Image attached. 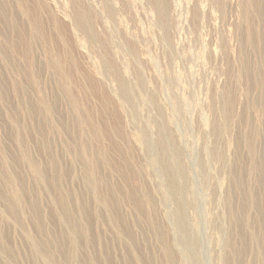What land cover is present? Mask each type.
I'll use <instances>...</instances> for the list:
<instances>
[{
	"label": "rangeland",
	"instance_id": "1",
	"mask_svg": "<svg viewBox=\"0 0 264 264\" xmlns=\"http://www.w3.org/2000/svg\"><path fill=\"white\" fill-rule=\"evenodd\" d=\"M30 1L0 0V12L2 13H0V28L2 26L0 29V33H2V35L0 34V71L3 69V73L0 72V98H2L0 99V173L2 174L0 176V246L2 245L0 248V264H30L31 262V264H67V262L68 264H88V261L89 264H92L91 262L104 264V259L106 260V258L103 255L105 252H99V249L105 248L100 244V237H103L102 243L107 241L108 245L111 246V251L114 252L112 261L116 262L114 264H142L140 257L138 258L134 254L136 251L139 255V252L141 253L140 250H144L147 253V257L151 258L149 259V264H170L165 259L163 250V246L169 245L175 249L177 254L182 252L180 254L184 258L183 264H194L191 250L181 241L182 236L176 225L177 219L175 220L174 216L176 203L171 189L164 180L166 176L165 169L163 165L160 166L157 163L155 167V165H152V160H149L154 159L152 156L156 155L158 149H155L152 142V146H149L151 148L148 150L139 135L141 131H144L150 139L157 141L160 128H166V135L170 141L174 139L180 141L179 146L183 153L184 165L186 164L185 188L187 190L185 198L188 209L185 207V210L192 217L193 232L197 240L198 257L195 260V264H225V262L226 264H254L255 261V264H264V250H262L264 249V215L261 212H264V202H262L264 201V172L261 173L257 170L259 159H263L262 162H264V0H256L261 6L260 14L256 10V6H254L256 5L254 0H165L167 3L165 5L168 7L170 14L166 17L168 18L167 20H163L159 16L153 0ZM114 3H116V6ZM66 9L69 10L66 11ZM80 11H86L89 16L91 31L94 34L93 36H95L94 39H89L74 19V16L81 13ZM60 13L64 15L62 16ZM212 13H214V16ZM118 18L120 19L118 20ZM174 28L177 30L175 31ZM26 34H28V38L25 36ZM212 37L215 38L212 39ZM154 41L157 42L155 43ZM127 51L130 53H127ZM133 61L135 63L132 65ZM245 69L249 72H246ZM241 71H245L244 74ZM244 76L245 78L243 79ZM99 78L101 81H99ZM4 85L8 87L5 88ZM13 85L17 86V88H14ZM124 85L127 89H130V92L132 90L133 93H131V99L128 101L124 100L121 94ZM154 93L160 94L155 95ZM228 95H231L230 99L227 98ZM143 97L145 100H143ZM227 101H230V106ZM31 104L36 107H31ZM51 105H55L54 110L56 112L54 114L57 118L51 115L50 110H48ZM119 107L122 108L120 109ZM125 109L127 110L125 111ZM168 115L172 116L169 117ZM62 117L63 119L65 118V121L61 119ZM31 119L33 120L31 121ZM59 122L63 127L59 125ZM86 122L89 125L91 124L93 130L88 128ZM237 122L239 123L237 124ZM102 124L103 127H101ZM115 124L117 125L115 126ZM217 127H223L222 132L215 130ZM67 135L68 138L66 137ZM233 135L235 136L233 137ZM134 139L135 141H133ZM237 139L239 140L237 141ZM136 145L140 146V151ZM21 146L28 148L32 163L40 166L39 174L33 172L32 167L28 163L20 161ZM235 146L238 148L234 149ZM242 146L243 148H241ZM48 147L49 149H47ZM78 149H81V152ZM215 149L220 153V159L223 157L221 162L218 161L220 159L214 154ZM53 155L54 157H52ZM55 158L57 161H55ZM99 160L102 164H100ZM8 163L10 164L8 165ZM54 165L59 166L56 167ZM242 166L243 168L245 167L244 170ZM233 167L236 171L234 170L235 173L232 174ZM117 171H120V173ZM54 173L58 174V176ZM14 174L18 176V179H15ZM21 179L26 183L27 198L36 201L40 198L38 205H34V207L32 205L31 207L30 203H27L28 199L27 201H20L17 198V192H21V187L18 183ZM98 179L101 181H99L100 183L95 182ZM256 179L261 185L256 182ZM50 181H53L52 183L54 184L56 183V189L61 188L64 205H60L55 201L58 191L53 189L54 193L50 190L48 184ZM158 183L162 185L165 191L164 198L158 195ZM231 183L233 184L232 186ZM31 185L32 188H30ZM35 187L37 188L35 189ZM256 190L258 191L257 193ZM146 192L153 196L152 200L154 201H146ZM53 194L54 197L52 196ZM75 195L81 198L79 197L78 201H76ZM29 196L32 197L30 198ZM138 196L141 200L142 210L145 211L143 213L144 216L139 215L134 208V206L136 207L134 202L138 199L136 198ZM165 197L167 198L165 199ZM220 197L222 198L221 200ZM259 198L261 200H258ZM253 203L257 204L254 205ZM75 204L76 207L74 206ZM110 206L113 207L111 208ZM80 208L87 209L88 213H83ZM4 210L7 211L5 212ZM61 212H63L65 217ZM121 212L123 216H121ZM234 212L238 214L236 215ZM241 212L244 213L242 214ZM38 215H40L41 220L37 219ZM86 217L90 220H87ZM119 217H122L128 223L131 222L135 237L139 243L140 241L142 242L139 244L141 248L140 246H138L139 248L137 247L138 249L134 248L131 244L132 235L122 234L121 236V227L116 222L122 220ZM16 220L19 222L18 224ZM237 220L239 222L242 221L239 223ZM34 223H36L35 226ZM38 224L40 225L39 228ZM136 224L141 232L137 230ZM75 226L78 228L76 229ZM239 226H241V229L238 228ZM220 228L223 229L221 230ZM36 229L39 230L37 231ZM70 229H72L71 232ZM89 229L92 233L89 232ZM239 230L242 231L239 232ZM142 231L145 232L143 233ZM77 232H81L80 234L82 235ZM6 242L8 244H5ZM38 244L40 245L37 248L36 245ZM244 246H247V248ZM11 254H14L13 258ZM177 256L179 261L180 255ZM35 257L36 259H34ZM130 258L133 259L131 260ZM239 258L241 261H239ZM51 259L54 260L51 261ZM65 259L68 261L65 262ZM180 263L178 262V264Z\"/></svg>",
	"mask_w": 264,
	"mask_h": 264
},
{
	"label": "bare ground",
	"instance_id": "2",
	"mask_svg": "<svg viewBox=\"0 0 264 264\" xmlns=\"http://www.w3.org/2000/svg\"><path fill=\"white\" fill-rule=\"evenodd\" d=\"M5 1V0H4ZM7 1V0H6ZM32 1V0H31ZM30 1V2H31ZM79 1V0H78ZM167 1V0H166ZM166 1L165 0H153V4H154V7H155V9H156V11L158 12V14H159V16L163 19V20H167L168 18H166V17H168V15H170L169 14V10H168V7L166 6L167 5V3H166ZM25 2H27V1H25ZM63 2V1H62ZM116 2V1H115ZM152 2V1H151ZM165 2V3H164ZM203 2V1H202ZM81 3V2H80ZM101 3V2H100ZM253 3V2H252ZM254 3L256 4V5H254V6H256L255 8H256V10H258L259 11V14H260V11H261V6H260V4H259V2L258 1H256V0H254ZM8 4V3H7ZM6 4V5H7ZM64 4V3H63ZM113 4V3H112ZM116 3H114V5H115ZM118 4V3H117ZM166 4V5H165ZM206 4H207V2H206ZM3 5V4H2ZM41 5V4H40ZM66 5V4H65ZM129 5V4H128ZM28 7H29V5H27ZM116 6V5H115ZM118 7H119V4L117 5ZM130 6V5H129ZM133 6V5H132ZM150 6V5H149ZM202 6V5H201ZM204 6V5H203ZM209 6H211V5H209ZM9 7V6H8ZM36 7V6H35ZM46 7V6H45ZM108 7V6H107ZM113 7V6H112ZM219 7V6H218ZM23 8H25V7H23ZM68 8V7H67ZM75 8V7H74ZM81 8V7H80ZM90 8V7H89ZM102 8V7H101ZM6 9H7V7H6ZM72 9V8H71ZM202 9V8H201ZM214 9V8H213ZM218 9V8H217ZM222 9V8H221ZM250 9V8H249ZM4 10V9H3ZM8 10V9H7ZM6 10V11H7ZM57 10V9H56ZM55 10V11H56ZM67 10H69V9H66V11ZM128 10V9H127ZM151 10V9H150ZM223 10V9H222ZM256 10H255V12H256ZM31 11V10H30ZM62 11H63V9H62ZM92 11V10H91ZM114 11V10H113ZM120 11V10H119ZM170 11H171V8H170ZM21 12V11H20ZM81 13H78L77 14V16H74L73 18L76 20V22H77V24H78V26L80 27V29L82 30V32L89 38V39H94L95 38V36H93L94 34H92V29H91V23L89 22L90 20H89V16L86 14V11H80ZM90 12V11H89ZM129 12V11H128ZM220 12H221V10H220ZM1 13V12H0ZM8 13V12H7ZM9 13H10V11H9ZM123 13V12H122ZM149 13H151V11H149ZM243 13V12H242ZM256 13H258V12H256ZM2 14V13H1ZM12 14H14V13H12ZM30 14V13H29ZM61 14V13H60ZM218 14V13H217ZM21 15V14H20ZM32 15V14H31ZM62 15V14H61ZM64 15V14H63ZM62 15V16H63ZM120 15V14H119ZM122 15V14H121ZM212 15L214 16V13H212ZM61 16V17H62ZM66 16V15H65ZM152 16V15H151ZM202 16V15H201ZM14 17V16H13ZM22 17V16H21ZM67 17V16H66ZM125 17H127V16H125ZM250 17V16H249ZM262 17V16H261ZM261 17H259V18H261ZM123 18H124V16H123ZM152 18V17H151ZM153 18H154V16H153ZM217 18V17H216ZM251 18V17H250ZM18 19H19V17H18ZM26 19V18H25ZM120 18H118V20H119ZM127 19V18H126ZM126 19H124V20H126ZM170 19V18H169ZM4 20V19H3ZM12 20H13V18H12ZM37 20V19H36ZM55 20V19H54ZM65 20H67V19H65ZM69 20V19H68ZM67 20V21H68ZM251 20V19H250ZM261 20V19H260ZM2 21V20H1ZM18 21V20H17ZM26 21V20H25ZM32 21V20H31ZM59 21H60V18H59ZM97 21V20H96ZM111 21V20H110ZM133 21H134V19H133ZM176 21V20H175ZM203 21H204V19H203ZM255 21V20H254ZM22 22H23V20H22ZM92 22V21H91ZM126 22V21H125ZM129 22H130V20H129ZM222 22V21H221ZM9 23V22H8ZM14 23V22H13ZM16 23V22H15ZM36 23V22H35ZM38 23V22H37ZM45 23V22H44ZM56 23V22H55ZM112 23V22H111ZM119 23H122V22H119ZM216 23V22H215ZM219 23V22H218ZM250 23V22H249ZM261 23V22H260ZM58 24H59V22H58ZM113 24V23H112ZM124 24V23H123ZM128 24V23H127ZM207 24V23H206ZM6 25V24H5ZM23 25V24H22ZM27 25V24H26ZM50 25V24H49ZM174 25V24H173ZM250 25V24H249ZM8 26H10V25H8ZM14 26V25H13ZM114 26V25H113ZM168 26V25H167ZM170 26V25H169ZM260 26V25H259ZM38 27V26H37ZM42 27V26H41ZM160 27V26H159ZM158 27V28H159ZM173 27V26H172ZM212 27H213V25H212ZM250 27H252V26H250ZM255 27H257V26H255ZM254 27V28H255ZM1 28H2V26H1ZM0 28V29H1ZM10 28V27H9ZM14 28V27H13ZM19 28H21V27H19ZM77 28V27H76ZM101 28V27H100ZM124 28V27H123ZM133 28V27H132ZM161 28V27H160ZM29 29V28H28ZM97 29V28H96ZM154 29V28H153ZM250 29V28H249ZM259 29H261V28H259ZM262 29H263V27H262ZM20 30V29H19ZM77 30H79V29H77ZM101 30V29H100ZM107 30H109V29H107ZM112 30V29H111ZM174 30H175V28H174ZM177 30V29H176ZM175 30V31H176ZM209 30V29H208ZM9 31V30H8ZM25 31V30H24ZM23 31V32H24ZM66 31H68V30H66ZM135 31V30H134ZM154 31V30H153ZM219 31V30H218ZM253 31V30H252ZM251 31V32H252ZM1 32V31H0ZM15 32V31H14ZM33 32V31H32ZM81 32V33H82ZM97 32V31H96ZM118 32V31H117ZM138 32V31H137ZM169 32V31H168ZM20 33V32H19ZM111 33V32H110ZM155 33H156V30H155ZM173 33V32H172ZM253 33V32H252ZM1 35H2V33H0ZM8 34V33H7ZM25 34V33H24ZM23 34V35H24ZM29 34V33H28ZM28 34H26L25 36H27ZM96 34V33H95ZM157 34V33H156ZM168 34V33H167ZM170 34H171V32H170ZM5 35V34H4ZM35 35V34H34ZM42 35H45V34H42ZM41 35V36H42ZM103 35V34H102ZM127 35H128V33H127ZM21 36V35H20ZM97 36V35H96ZM163 36V35H162ZM176 36V35H175ZM253 36V35H252ZM23 37V36H22ZM35 37V36H34ZM99 37V36H98ZM102 37V36H101ZM130 38H132L131 36H129ZM152 37V36H151ZM165 37V36H164ZM169 37V36H168ZM17 38V37H16ZM27 38H28V36H27ZM40 38V37H39ZM67 38V37H66ZM100 38V37H99ZM117 38V37H116ZM115 38V39H116ZM156 38V37H155ZM154 38V39H155ZM211 38V37H210ZM213 38H215V37H212V39ZM252 38V37H251ZM250 38V39H251ZM3 39V38H2ZM25 39H26V37H25ZM101 39V38H100ZM111 39V38H110ZM113 39V38H112ZM119 39V38H118ZM152 39V38H151ZM156 39H158V38H156ZM155 39V40H156ZM205 39V38H204ZM211 39V40H212ZM1 40V39H0ZM34 40H35V38H34ZM3 41V40H2ZM16 41V40H15ZM97 41V40H96ZM109 41H111V40H109ZM108 41V42H109ZM117 41V40H116ZM153 41V40H152ZM175 41H176V39H175ZM202 41V40H201ZM209 41V40H208ZM214 41H215V39H214ZM254 41V40H253ZM252 41V42H253ZM1 42V41H0ZM4 42V41H3ZM19 42V41H18ZM25 42H26V40H25ZM102 42V41H101ZM122 42V41H121ZM155 42V41H154ZM157 42V41H156ZM155 42V43H156ZM247 42V41H246ZM255 42V41H254ZM89 43V42H88ZM145 43V42H144ZM25 44V43H24ZM83 44V43H82ZM86 44V43H85ZM135 44V43H134ZM223 44V43H222ZM20 45V44H19ZM93 45V44H92ZM252 45V44H251ZM254 45V44H253ZM28 46V45H27ZM82 46V45H81ZM80 46V47H81ZM95 46V45H94ZM106 46V45H105ZM145 46V45H144ZM215 46H217V45H215ZM220 46V45H219ZM219 46H218V48H219ZM11 47V46H10ZM20 47V46H19ZM73 47V46H72ZM87 47V46H86ZM122 47H124V45H122ZM146 47V46H145ZM24 48H26V47H24ZM32 48V47H31ZM98 48V47H97ZM105 48V47H104ZM111 48V47H110ZM128 48V47H127ZM1 49V48H0ZM22 49V48H21ZM85 49H87V48H85ZM100 49V48H99ZM107 49V48H106ZM105 49V50H106ZM126 49V48H125ZM222 49V48H221ZM23 50V49H22ZM84 50V49H83ZM82 50V51H83ZM110 50V49H109ZM127 50V49H126ZM136 50V49H135ZM145 50H146V48H145ZM169 50V49H168ZM29 51V50H28ZM36 51V50H35ZM114 51V50H113ZM141 51V50H140ZM211 51H213L212 49H211ZM215 51V50H214ZM34 52V51H33ZM143 52H145V51H143ZM242 52V51H241ZM85 53V52H84ZM117 53V52H116ZM127 53H130V52H128L127 51ZM137 53V52H136ZM168 53V52H167ZM68 54H69V52H68ZM99 54H100V52H99ZM214 54H216V53H214ZM214 54H213V56H214ZM219 54V53H218ZM32 55V54H31ZM76 55V54H75ZM83 55V54H82ZM88 55V54H87ZM94 55V54H93ZM129 55V54H128ZM212 55V54H211ZM25 56V55H24ZM90 56V55H89ZM112 56V55H111ZM137 56V55H136ZM144 56V55H143ZM217 56V55H216ZM29 57V56H28ZM106 57V56H105ZM245 57V56H244ZM85 58V57H84ZM102 58V57H101ZM143 58V57H142ZM169 58V57H168ZM212 58V57H211ZM18 59V58H17ZM88 59V58H87ZM90 59V58H89ZM224 59V58H223ZM35 60V59H34ZM69 60V59H68ZM119 60V59H118ZM117 60V61H118ZM138 60V59H137ZM226 60V59H225ZM237 60V59H236ZM88 61H90V60H88ZM88 61H86V62H88ZM93 61V60H92ZM135 61V60H134ZM133 61V63H132V65L135 63ZM217 61V60H216ZM245 61V60H244ZM47 62H49V61H47ZM71 62V61H70ZM120 62V61H119ZM119 62H118V64H119ZM230 62V61H229ZM5 63V62H4ZM12 63V62H11ZM26 63H28V62H26ZM85 63V62H84ZM93 63H95V62H93ZM137 63V62H136ZM16 64V63H15ZM99 64V63H98ZM111 64H113V63H111ZM230 64H232V63H230ZM247 64V63H246ZM6 65V64H5ZM9 65V64H8ZM45 65V64H44ZM66 65V64H65ZM141 65V64H140ZM143 65H145V64H143ZM224 65V64H223ZM259 65V64H258ZM257 65V66H258ZM7 66V65H6ZM91 66V65H90ZM95 66H96V64H95ZM108 66V65H107ZM111 66V65H110ZM3 67V66H2ZM15 67V66H14ZM18 67V66H17ZM46 67V66H45ZM67 67V66H66ZM104 67V66H103ZM132 67V66H131ZM4 68V67H3ZM80 68V67H79ZM142 68V67H141ZM145 68H147V67H145ZM221 68V67H220ZM224 68V67H223ZM227 68V67H226ZM251 68V67H250ZM9 69V68H8ZM16 69V68H15ZM39 69V68H38ZM102 69V68H101ZM204 69V68H203ZM242 69V68H241ZM255 69V68H254ZM253 69V70H254ZM10 70V69H9ZM106 70V69H105ZM105 70H103V71H105ZM108 70V69H107ZM145 70V69H144ZM250 70V69H249ZM3 71V69L0 71V72H2ZM26 71V70H25ZM29 71V70H28ZM51 71V70H50ZM108 71H110V70H108ZM243 71V70H242ZM241 71V73H243L244 74V72L246 71V69H245V71L244 72H242ZM248 71V70H247ZM246 71V72H247ZM8 72V71H7ZM20 72V71H19ZM72 72V71H71ZM106 72V71H105ZM231 72V71H230ZM230 72H229V74H230ZM249 72V71H248ZM252 72V71H251ZM3 73V72H2ZM14 73V72H13ZM39 73V72H38ZM55 73V72H54ZM122 73V72H121ZM120 73V74H121ZM145 73V72H144ZM203 73H204V71H203ZM41 74V73H40ZM59 74V73H58ZM58 74H57V76H58ZM127 74V73H126ZM140 74V73H139ZM228 74V73H227ZM250 74V73H249ZM253 74V73H252ZM11 75H13V74H11ZM22 75V74H21ZM36 75V74H35ZM56 75V74H55ZM82 75V74H81ZM109 75V74H108ZM117 75V74H116ZM124 75H125V72H124ZM167 75V74H166ZM238 75H239V73H238ZM1 76V75H0ZM71 76V75H70ZM102 76V75H101ZM128 76V75H127ZM138 76V75H137ZM168 76V75H167ZM209 76V75H208ZM8 77V76H7ZM37 77V76H36ZM39 77V76H38ZM251 77V76H250ZM256 77H257V75H256ZM12 78V77H11ZM40 78V77H39ZM70 78V77H69ZM89 78V77H88ZM110 78V77H109ZM245 78V76L243 77V79ZM126 79V78H125ZM235 79V78H234ZM247 79H248V77H247ZM250 80H251V78H249ZM253 79V78H252ZM4 80V79H3ZM9 80V79H8ZM14 80V79H13ZM110 80H112V79H110ZM99 81H101L100 80V78H99ZM116 81H118V80H116ZM123 81V80H122ZM254 81V80H253ZM257 81V80H256ZM4 82V81H3ZM77 82V81H76ZM102 82H103V80H102ZM127 82V81H126ZM60 83V82H59ZM112 83V82H111ZM141 83V82H140ZM252 83V82H251ZM18 84V83H17ZM61 84V83H60ZM77 84V83H76ZM149 84H151V83H149ZM1 85V84H0ZM16 85V84H15ZM15 85H13V87L14 88H17V86H15ZM26 85V84H25ZM78 85V84H77ZM110 85V84H109ZM130 85V84H129ZM156 85V84H155ZM58 86V85H57ZM61 86V85H60ZM68 86V85H67ZM107 87H108V85H106ZM111 86V85H110ZM110 86H109V88H110ZM153 86V85H152ZM151 86V87H152ZM233 86H235V85H233ZM4 87H5V85H4ZM6 87H8L7 85H6ZM5 87V88H6ZM19 87V86H18ZM148 87V86H147ZM23 88V87H22ZM74 88V87H73ZM82 88V87H81ZM85 88V87H84ZM112 88H113V86H112ZM161 88V87H160ZM160 88H158V89H160ZM2 89V88H1ZM108 89V88H107ZM146 89V88H145ZM229 89V88H228ZM18 90V89H17ZM113 90H115V89H113ZM225 90V89H224ZM24 91H25V89H24ZM42 91V90H41ZM60 91V90H59ZM63 91H65V90H63ZM159 91V90H158ZM233 91V90H232ZM7 92V91H6ZM17 92V91H16ZM20 92H21V90H20ZM82 92V91H81ZM85 92V91H84ZM1 93V92H0ZM18 93V92H17ZM22 93V92H21ZM63 94H64V92H62ZM73 93V92H72ZM131 93H132V90H131V92H130V89L128 88H126V86L124 85V87H122V97H123V99L124 100H126V101H128V100H130L131 99ZM135 93V92H134ZM161 93V92H160ZM159 93V94H160ZM213 93V92H212ZM236 93H237V91H236ZM6 94V93H5ZM75 94V93H74ZM114 94V93H113ZM112 94V95H113ZM133 94V93H132ZM155 94V93H154ZM156 94H158V93H156ZM155 94V95H156ZM158 94V95H159ZM208 94V93H207ZM1 95V94H0ZM20 95V94H19ZM19 95H17V96H19ZM115 95V94H114ZM146 95H147V93H146ZM155 95H154V97H155ZM209 95V94H208ZM30 96V95H29ZM61 96H63V95H61ZM69 96V95H68ZM116 96V95H115ZM134 96V95H133ZM234 96H235V94H234ZM243 96V95H242ZM7 97V96H6ZM14 97V96H13ZM109 97V96H108ZM113 97V96H112ZM221 97V96H220ZM219 97V98H220ZM230 97H231V95H228L227 96V98H229L230 99ZM20 98V97H19ZM58 98V97H57ZM114 98V97H113ZM118 98V97H117ZM0 99H2V98H0ZM4 99V98H3ZM32 99V98H31ZM31 99H30V101H31ZM55 99V98H54ZM60 99V98H59ZM63 99H65V98H63ZM243 99V98H242ZM19 100V99H18ZM23 100V99H22ZM22 100H20V101H22ZM40 100V99H39ZM67 100V99H66ZM69 100V99H68ZM88 100V99H87ZM106 100H109V99H106ZM111 100V99H110ZM143 100H145L144 99V97H143ZM236 100H238V99H236ZM5 101H6V99H5ZM8 101V100H7ZM29 101V102H30ZM56 101V100H55ZM207 101V100H206ZM205 101V102H206ZM220 101H221V99H220ZM220 101H219V103H220ZM1 102V101H0ZM37 102V101H36ZM83 102H85V101H83ZM145 102V101H144ZM147 102V101H146ZM166 102V101H165ZM208 102V101H207ZM207 102H206V104H207ZM228 102V104H229V106H230V101H227ZM6 103V102H5ZM33 103V102H32ZM40 103V102H39ZM54 103V102H53ZM143 103V102H142ZM141 103V104H142ZM217 103H218V101H217ZM37 104H38V102H37ZM129 104V103H128ZM7 105V104H6ZM21 105V104H20ZM33 104H31L30 106L31 107H33V108H35L34 106H32ZM36 105V104H35ZM85 105V104H84ZM116 105V104H115ZM144 105V104H143ZM5 106V105H4ZM55 106V105H54ZM54 106L53 105H51V107H50V109H48L47 107V109L48 110H50V112H51V115H54L55 117H56V115L54 114V112H56L55 110H54ZM117 106V105H116ZM121 106V105H120ZM162 106V105H161ZM207 106V105H206ZM205 106V107H206ZM212 106V105H211ZM40 107V106H39ZM68 107H69V105H68ZM138 107V106H137ZM146 107V106H145ZM165 107H167L166 105H165ZM235 107V106H234ZM239 107V106H238ZM242 107V106H241ZM60 108V107H59ZM70 108V107H69ZM115 108V107H114ZM120 108V107H119ZM122 108V107H121ZM120 108V109H121ZM124 108V107H123ZM155 108V107H154ZM163 108V107H162ZM243 108V107H242ZM22 109H25V108H22ZM36 109H38V108H36ZM41 109V108H40ZM128 109V108H127ZM127 109H125V111L127 110ZM202 109V108H201ZM208 109V108H207ZM225 109H227V108H225ZM18 110H20L19 108H18ZM59 110V109H58ZM69 110H71V109H69ZM130 110V109H129ZM156 110V109H155ZM163 110V109H162ZM240 110V109H239ZM35 111V110H34ZM34 111H33V113H34ZM68 111V110H67ZM118 111V110H117ZM120 111V110H119ZM149 111V110H148ZM152 111H154V110H152ZM235 111V110H234ZM4 112V111H3ZM14 112V111H13ZM12 112V113H13ZM30 112V111H29ZM70 112V111H69ZM157 112V111H156ZM240 112V111H239ZM247 112V111H246ZM21 113V112H20ZM31 113V112H30ZM81 113V112H80ZM117 113H119V112H117ZM127 113V112H126ZM162 113V112H161ZM165 113V112H164ZM220 113V112H219ZM242 113V112H241ZM240 113V114H241ZM16 114V113H15ZM24 114H25V112H24ZM36 114V113H35ZM50 114V113H49ZM66 114V113H65ZM68 114V113H67ZM71 114V113H70ZM74 114V113H73ZM72 114V115H73ZM134 114V113H133ZM168 114H169V112H168ZM210 114V113H209ZM238 114V113H237ZM236 114V115H237ZM30 115V114H29ZM37 115H38V113H37ZM58 115V114H57ZM64 115V114H63ZM124 115H126V114H124ZM138 115H140L139 113H138ZM166 115V114H165ZM233 115V114H232ZM77 116V115H76ZM113 116V115H112ZM132 116V115H131ZM156 116V115H155ZM169 117H171L172 115H168ZM167 116V117H168ZM241 116V115H240ZM13 117H14V115H13ZM12 117V118H13ZM20 117V116H19ZM38 117H40V116H38ZM59 117V116H58ZM61 117V116H60ZM235 117V116H234ZM244 117V116H243ZM16 118H18V117H16ZM32 118H34V117H32ZM42 118H44V117H42ZM41 118V119H42ZM57 118V117H56ZM76 118V117H75ZM77 118H78V116H77ZM131 118V117H130ZM129 118V119H130ZM142 118V117H141ZM14 119V118H13ZM45 119V118H44ZM61 119H63V117L61 118ZM65 119V118H64ZM63 119V121H65ZM69 119V118H68ZM83 119H84V117H83ZM200 119H202V117H200ZM248 119V118H247ZM17 120V119H16ZM33 119H31V121H32ZM45 120H47V119H45ZM94 120V119H93ZM134 120V119H133ZM155 120V119H154ZM219 120V119H218ZM243 120H244V118H243ZM251 120V119H250ZM18 121V120H17ZM16 121V122H17ZM68 121V120H67ZM118 121V120H117ZM135 121V120H134ZM162 121V120H161ZM202 121V120H201ZM226 121V120H225ZM245 121V120H244ZM15 122V121H14ZM39 122V121H38ZM48 122V121H47ZM61 122V121H60ZM60 122H59V125L61 126V124H60ZM77 122V121H76ZM91 122V121H90ZM136 122V121H135ZM242 122V121H241ZM18 123V122H17ZM25 123V122H24ZM51 123V122H50ZM67 123V122H66ZM149 123V122H148ZM152 123V122H151ZM154 123V122H153ZM157 123V122H156ZM161 123V122H160ZM203 123V122H202ZM239 122H237V124H238ZM30 124V123H29ZM43 124H44V122H43ZM57 124V123H56ZM69 124V123H68ZM70 124H72V123H70ZM86 124H87V126H88V128L89 129H92L91 128V124L89 125L87 122H86ZM163 124V123H162ZM264 124V123H263ZM18 125H19V123H18ZM42 125V124H41ZM46 125V124H45ZM50 125V124H49ZM93 125V124H92ZM117 124H115V126H116ZM139 125H140V123H139ZM20 126V125H19ZM18 126V127H19ZM23 126H25V125H23ZM40 126V125H39ZM47 126H48V124H47ZM67 126V125H66ZM72 126V125H71ZM123 126V125H122ZM229 126V125H228ZM237 126H239V125H237ZM236 126V127H237ZM242 126V125H241ZM252 126V125H251ZM251 126H250V128H251ZM21 127V126H20ZM20 127H19V129H20ZM44 127V126H43ZM56 127V126H55ZM61 127H63V126H61ZM79 127V126H78ZM101 127H103V124H102V126ZM140 127V126H139ZM153 127V126H152ZM215 127V126H214ZM224 127V126H223ZM223 127H221V128H219V127H217L215 130H217L218 132H222V130H223ZM231 127V126H230ZM235 127V128H236ZM244 127V126H243ZM256 127V126H255ZM6 128V127H5ZM32 128V127H31ZM50 128V127H49ZM67 128V127H66ZM80 128V127H79ZM123 128V127H122ZM138 128V127H137ZM155 128H158V127H155ZM249 128V127H248ZM7 129V128H6ZM30 129V128H29ZM28 129V130H29ZM69 129V128H68ZM67 129V130H68ZM105 129V128H104ZM107 129V128H106ZM139 129V128H138ZM143 129V128H142ZM242 129H244V128H242ZM14 130V129H13ZM36 130V129H35ZM39 130V129H38ZM41 130H43V129H41ZM47 130V129H46ZM78 131H79V129H77ZM93 130V129H92ZM150 130V129H149ZM237 130V129H236ZM252 130V129H251ZM32 131V130H31ZM40 131V130H39ZM54 131V130H53ZM64 131V130H63ZM108 131V130H107ZM128 131V130H127ZM131 131H133V130H131ZM130 131V132H131ZM137 131V130H136ZM172 131H175V130H172ZM208 131V130H207ZM16 132V131H15ZM22 132V131H21ZM41 132V131H40ZM49 132V131H48ZM50 132H51V130H50ZM55 132H56V130H55ZM66 132V131H65ZM68 132V131H67ZM72 132V131H71ZM106 132V131H105ZM123 132V131H122ZM158 132V131H157ZM217 132V133H218ZM243 132V131H242ZM24 133V132H23ZM22 133V134H23ZM29 133H30V131H29ZM47 133V132H46ZM70 133V132H69ZM119 133V132H118ZM124 133V132H123ZM127 133V132H126ZM132 133V132H131ZM210 133V132H209ZM229 133V132H228ZM227 133V134H228ZM235 133V132H234ZM237 133V132H236ZM264 133V132H263ZM15 134V133H14ZM20 134V133H19ZM43 134V133H42ZM57 134V133H56ZM107 134V133H106ZM117 134V133H116ZM128 134V133H127ZM133 134V133H132ZM132 134H131V136H132ZM138 134V133H137ZM157 134V133H156ZM206 134H208V133H206ZM214 134H215V131H214ZM13 135V134H12ZM16 135V134H15ZM31 135V134H30ZM38 135V134H37ZM36 135V136H37ZM47 135V134H46ZM72 135V134H71ZM125 135V134H124ZM139 135L141 136V138H142V141H143V144L146 146V148L149 150L151 147H149V146H152V142L154 143V146H155V149H158L157 150V153H156V155L155 156H152V157H154V159H149V160H152V165H155V167H156V163L157 164H159L160 166H162L163 165V167H164V169H165V173H166V176H165V182H166V184H167V186L171 189V193H172V195H173V198H175V205H176V208H175V210H174V216H175V220H176V225L178 226V228H179V231H180V233H181V241L187 246V247H189V250H191V253H192V255H193V258H194V264H195V260L197 259V257H198V252H197V240H196V238H195V236H194V232H193V224H192V217L191 216H189V212L188 211H186L185 210V207L188 209V205H187V201H186V198H185V194H186V186H185V169H186V164L184 165V160H183V153H182V150H181V148H180V146H179V143H180V141L178 140V139H174L173 141H170L169 139H168V137H167V135H166V128H160L159 129V136H158V139H157V141H153L152 139H150V137H148V135L144 132V131H141L140 133H139ZM209 135V134H208ZM236 135V134H235ZM235 135H233V137L235 136ZM242 135V134H241ZM9 136V135H8ZM29 136V135H28ZM42 136V135H41ZM79 136V135H78ZM108 136V135H107ZM130 136V137H131ZM137 136V135H136ZM262 136V135H261ZM16 137V136H15ZM22 137V136H21ZM20 137V138H21ZM24 137V136H23ZM43 137H45V136H43ZM67 138H68V135L66 136ZM247 137H249V136H247ZM38 138V137H37ZM36 138V139H37ZM71 138V137H70ZM77 138V137H76ZM75 138V139H76ZM136 138V137H135ZM22 139V138H21ZM25 139V138H24ZM39 139V138H38ZM49 139V138H48ZM154 139V138H153ZM227 139V138H226ZM234 139V138H233ZM236 139V138H235ZM263 139V138H262ZM26 140V139H25ZM47 140V139H46ZM68 140H70V139H68ZM113 140V139H112ZM138 140V139H137ZM139 140H140V138H139ZM212 140H213V138H212ZM239 139H237V141H238ZM5 141V140H4ZM24 141V140H23ZM44 141H45V139H44ZM79 141V140H78ZM98 141V140H97ZM133 141H135V139L133 140ZM9 142V141H8ZM36 142V141H35ZM55 142V141H54ZM73 142V141H72ZM235 142V141H234ZM18 143V142H17ZM5 144V143H4ZM6 144H7V142H6ZM49 144H50V142H49ZM48 144V145H49ZM120 144V143H119ZM131 144H132V142H131ZM242 144V143H241ZM8 145V144H7ZM37 145V144H36ZM40 145V144H39ZM57 145V144H56ZM76 145V144H75ZM139 145H140V143H139ZM181 145V144H180ZM234 145H236L235 143H234ZM19 146V145H18ZM122 146V145H121ZM133 146H135L134 144H133ZM137 146V145H136ZM141 146V145H140ZM139 146V147H140ZM252 146V145H251ZM5 147V146H4ZM16 147V146H15ZM22 148H21V157H19L20 158V161L22 160V161H25L26 163H28L31 167H32V171L33 172H35V173H37V174H39V172L38 171H40V166L39 165H37V164H35V163H32L33 161L30 159V157H29V155H30V152H29V150H28V148L27 147H24V146H21ZM40 147H42V146H40ZM49 147H50V145H49ZM49 147L47 148V149H49ZM117 147V146H116ZM138 147V146H137ZM139 147H138V149H139ZM6 148V147H5ZM13 148V147H12ZM18 148V147H17ZM122 148V147H121ZM238 148V147H237ZM236 148V146H235V148L234 149H237ZM240 148V147H239ZM241 148H243V146L241 147ZM9 149V148H8ZM258 149V148H257ZM6 150V149H5ZM79 150V149H78ZM141 149H139V151H140ZM80 152H81V149L79 150ZM116 151V150H115ZM119 151V150H118ZM151 151V150H150ZM236 151V150H235ZM8 152V151H7ZM6 152V153H7ZM15 152V151H14ZM51 152V151H50ZM96 152V151H95ZM155 152V151H154ZM230 152V151H229ZM239 152V151H238ZM247 152V151H246ZM18 153V152H17ZM76 153H78V152H76ZM110 153H112V152H110ZM131 153V152H130ZM145 153V152H144ZM222 153V152H221ZM237 153V152H236ZM45 154V153H44ZM52 154V153H51ZM95 154H97V153H95ZM141 154H143V153H141ZM214 154L217 156V158L218 159H220V157H219V154L220 153H218V150L217 149H215L214 150ZM231 154V153H230ZM233 154V153H232ZM32 155V154H31ZM46 155V154H45ZM106 155V154H105ZM110 155V154H109ZM138 155H139V153H138ZM10 156V155H9ZM12 156V155H11ZM48 156H50L49 154H48ZM126 156V155H125ZM141 157H142V155H140ZM52 157H54V155L52 156ZM59 157V156H58ZM77 157V156H76ZM79 157V156H78ZM111 157V156H110ZM144 157V156H143ZM150 157V156H149ZM243 157V156H242ZM246 157V156H245ZM32 158V157H31ZM46 158V157H45ZM60 158V157H59ZM74 158V157H73ZM131 158H133L132 156H131ZM140 158V157H139ZM216 158V159H217ZM239 158V157H238ZM17 159H18V156H17ZM56 159V158H55ZM54 159V160H55ZM96 159V158H95ZM109 159V158H108ZM115 159V158H114ZM234 159H236V158H234ZM258 159H259V157H258ZM257 159V160H258ZM122 160V159H121ZM137 160V159H136ZM144 160H145V158H144ZM143 160V161H144ZM148 160V161H149ZM210 160V159H209ZM208 160V161H209ZM223 160V157L220 159V160H218V161H222ZM232 160V159H231ZM237 160V159H236ZM246 160V159H245ZM14 161V160H13ZM19 161V162H20ZM36 161V160H35ZM55 161H57V159L55 160ZM54 161V162H55ZM97 161V160H96ZM100 161V160H99ZM115 161V160H114ZM140 161H141V159H140ZM186 161V160H185ZM240 161V160H239ZM263 161V159L261 160V159H259V164H257V170H259L258 172H261V173H263L264 172V162H262ZM207 162V161H206ZM234 162V161H233ZM232 162V163H233ZM258 162H256V163H258ZM116 163V162H115ZM120 163V162H119ZM129 163V162H128ZM146 163H147V161H146ZM213 163V162H212ZM235 163H237V162H235ZM10 163H8V165H9ZM24 164V163H23ZM43 164V163H42ZM50 164V163H49ZM54 164V163H53ZM59 164V163H58ZM99 164V163H98ZM100 164H102L101 163V161H100ZM99 164V165H100ZM114 164V163H113ZM132 164V163H131ZM238 164V163H237ZM243 164H245L244 162H243ZM242 164V165H243ZM129 165V164H128ZM232 165V164H231ZM241 165V164H240ZM54 166H56V165H54ZM59 166V165H58ZM58 166H56V167H58ZM112 166V165H111ZM131 166V165H130ZM150 166V165H149ZM245 166V165H244ZM246 166H247V163H246ZM28 167V166H27ZM63 167V166H62ZM142 167V166H141ZM248 167V166H247ZM252 167V166H251ZM256 167V166H255ZM18 168V167H17ZM22 168V167H21ZM55 168V167H54ZM64 168V167H63ZM124 168V167H123ZM134 168V167H133ZM209 168V167H208ZM211 168H212V166H211ZM238 168V167H237ZM242 168H243V166H242ZM245 168V167H244ZM244 168H243V170H244ZM44 169V168H43ZM60 169V168H59ZM128 169V168H127ZM140 169V168H139ZM155 169V168H154ZM254 169V168H253ZM64 170V169H63ZM206 170V169H205ZM209 170V169H208ZM234 170H235V168L233 167L232 168V174L233 173H235L234 172ZM43 171V170H42ZM55 171V170H54ZM53 171V172H54ZM114 171V170H113ZM148 171V170H147ZM152 171V170H151ZM211 171H212V169H211ZM214 171V170H213ZM236 171V170H235ZM238 171V170H237ZM253 171V170H252ZM52 172V171H51ZM63 173H64V171H62ZM71 172V171H70ZM117 172H119L120 173V171H117ZM132 173H133V171H131ZM135 172V171H134ZM142 172V171H141ZM149 172V171H148ZM215 172V171H214ZM213 172V173H214ZM56 173V172H55ZM54 173V174H55ZM58 173V172H57ZM218 173V172H217ZM226 173V172H225ZM224 173V174H225ZM245 173H246V171H245ZM255 173H256V171H255ZM21 174V173H20ZM44 174V173H43ZM134 174V173H133ZM155 174V173H154ZM153 174V175H154ZM209 174H211V173H209ZM208 174V175H209ZM15 175V179H18V173H17V175L16 174H14ZM45 175V174H44ZM49 175H50V172H49ZM56 175V174H55ZM69 175V174H68ZM113 175V174H112ZM158 175V174H157ZM261 175V174H260ZM0 176H2V174L0 173ZM51 176V175H50ZM56 176H58V174L56 175ZM66 176V175H65ZM152 176V175H151ZM222 176V175H221ZM237 176V175H236ZM239 176V175H238ZM258 176V175H257ZM63 177V176H62ZM62 177H60L61 179H62ZM69 177V176H68ZM120 177V176H119ZM145 177V176H144ZM241 177V176H240ZM244 177H245V175H244ZM114 178V177H113ZM131 178V177H130ZM141 178V177H140ZM146 178H147V176H146ZM236 178V177H235ZM25 179V178H24ZM46 179V178H45ZM64 179V178H63ZM261 179V178H260ZM55 180V179H54ZM127 180V179H126ZM131 180V179H130ZM232 180V179H231ZM241 180V179H240ZM244 180V179H243ZM258 179H256V182L258 183V181H257ZM264 180V179H263ZM26 181H27V179H26ZM100 180L98 179L97 181H95V182H99ZM125 181V180H124ZM124 181H122V182H124ZM146 181V180H145ZM214 181H216V180H214ZM238 181V180H237ZM261 181V180H260ZM53 182V181H52ZM51 181L48 183L49 184V188H50V190L52 191V192H54V190L53 189H56L55 187H57L56 186V183L54 184V183H52ZM101 182V181H100ZM99 182V183H100ZM113 182V181H112ZM127 182V181H126ZM128 182H130V181H128ZM218 182H219V180H218ZM235 182H236V180H235ZM246 182V181H245ZM19 186L21 187V192H17V198L21 201H27V192L26 191H28V190H26V183L25 182H23V180L21 179L19 182ZM33 183V182H32ZM162 183V182H161ZM233 183V182H232ZM231 183V186L233 185ZM237 183V182H236ZM29 184H31V183H29ZM34 184H35V182H34ZM45 184H47V183H45ZM52 184V185H51ZM112 184V183H111ZM164 184V183H163ZM246 184V183H245ZM259 185H261L260 183H258ZM126 185V184H125ZM92 186V185H91ZM115 186V185H114ZM146 186V185H145ZM164 186V185H163ZM30 187V186H29ZM87 187V186H86ZM127 187V186H126ZM133 187V186H132ZM215 187V186H214ZM234 187H235V185H234ZM261 187H263V186H261ZM30 188H32V185H31V187ZM37 187H35V189H36ZM48 188V187H47ZM128 188H129V186H128ZM134 188V187H133ZM132 188V189H133ZM147 188V187H146ZM157 188H158V192H159V196L161 197H163V195L165 196V194H164V190H163V187H162V185L160 184V183H158V185H157ZM264 188V187H263ZM77 189V188H76ZM79 189V188H78ZM111 189V188H110ZM118 189V188H117ZM262 189V188H261ZM1 190V189H0ZM41 190H42V188H41ZM49 190V189H48ZM67 190V189H66ZM72 190V189H71ZM88 190V189H87ZM86 190V191H87ZM109 190V189H108ZM125 190V189H124ZM168 190V189H167ZM219 190V189H218ZM232 190V189H231ZM246 190V189H245ZM245 190H243V191H245ZM255 190V189H254ZM258 190V189H257ZM256 190V193L258 192ZM263 190V189H262ZM35 191V190H34ZM44 191V190H43ZM42 191V192H43ZM56 191H58V196L56 197V199H55V201L58 203V204H60V205H64V201H62V198H63V193H62V191H61V188H58V189H56ZM68 191V190H67ZM73 191V190H72ZM78 191V190H77ZM81 191V190H80ZM118 191H119V189H118ZM117 191V192H118ZM129 191H130V188H129ZM247 191V190H246ZM261 191V190H260ZM264 191V190H263ZM33 192V191H32ZM36 192V191H35ZM50 192V191H49ZM85 192V191H84ZM109 192V191H108ZM112 192V191H111ZM114 192V191H113ZM121 192V191H120ZM133 192V191H132ZM131 192V193H132ZM139 192V191H138ZM215 192V191H214ZM34 193V192H33ZM55 193V192H54ZM67 193V192H66ZM119 193V192H118ZM123 193V192H122ZM188 193V192H187ZM233 193H234V191H233ZM242 193V192H241ZM247 194H248V192H246ZM51 194V193H50ZM86 194V193H85ZM113 194V193H112ZM142 194H144V193H142ZM243 194V193H242ZM262 194H263V192H262ZM45 195V194H44ZM69 195H70V193H69ZM81 195V194H80ZM89 195H90V193H89ZM115 195V194H114ZM124 195V194H123ZM132 195H133V193H132ZM135 195V194H134ZM146 201H149V202H151V201H154V200H152V198H153V196L150 194V193H148V192H146ZM167 195V194H166ZM212 195V194H211ZM258 195V194H257ZM264 195V194H263ZM53 197H54V194L52 195ZM83 196H85V195H83ZM87 196V195H86ZM92 196V195H91ZM110 196V195H109ZM120 196V195H119ZM142 196V195H141ZM234 196V195H233ZM232 196V197H233ZM242 196H244V195H242ZM30 197V196H29ZM32 197V196H31ZM30 197V198H31ZM37 197V196H36ZM43 197V196H42ZM80 197V196H79ZM77 195H75L74 196V198L76 199V201H78L77 199L79 198ZM81 197H82V195H81ZM80 197V198H81ZM111 197H112V199H113V196L111 195ZM187 197V196H186ZM216 197V196H215ZM217 197H219V196H217ZM247 197V196H246ZM263 197V196H262ZM1 198V197H0ZM70 198H71V196H70ZM84 198V197H83ZM90 198V197H89ZM89 198H88V200H89ZM117 198V197H116ZM115 198V199H116ZM124 198V197H123ZM136 198H138V199H136V201L134 202V204L136 205V207L134 206V208H135V210L137 211V213L139 214V215H143V213L145 212V211H143L142 209H143V207H142V205H141V200H140V197L138 196V197H136ZM164 198V197H163ZM167 197H165V199H166ZM234 198V197H233ZM237 198V197H236ZM235 198V199H236ZM248 198V197H247ZM91 199V198H90ZM130 199V198H129ZM191 199V198H190ZM222 198L220 197V200H221ZM240 199V198H239ZM249 199V198H248ZM39 200H40V198H39ZM38 200V201H39ZM44 200V199H43ZM108 200V199H107ZM120 200V199H119ZM143 200V199H142ZM188 200V199H187ZM219 200V201H220ZM242 200V199H241ZM241 200H239V201H241ZM243 200H244V197H243ZM258 200H261L260 198L258 199ZM29 201V202H28ZM28 201H27V203H30V205H31V207H32V205H33V207H34V205L36 206V205H38V201H36V200H34V199H28ZM67 201V200H66ZM65 201V202H66ZM72 201V200H71ZM125 201V200H124ZM40 202V201H39ZM75 202V201H74ZM82 202V201H81ZM80 202V203H81ZM93 202V201H92ZM133 202V201H132ZM158 202H159V199H158ZM230 202V201H229ZM246 202V201H245ZM244 202V203H245ZM257 202V201H256ZM262 202H264V201H262ZM10 203V202H9ZM67 203V202H66ZM70 203V202H69ZM72 203V202H71ZM83 203V202H82ZM87 203V202H86ZM138 203V204H137ZM144 203V202H143ZM155 203V202H154ZM10 204H12V203H10ZM51 204V203H50ZM92 204V203H91ZM118 204V203H117ZM145 204V203H144ZM166 204V203H165ZM254 204V203H253ZM257 204V203H256ZM256 204H254V205H256ZM260 204V203H259ZM9 205V204H8ZM13 205V204H12ZM54 205H55V203H54ZM81 205V204H80ZM234 205H236V204H234ZM240 205V204H239ZM75 207H76V204L74 205ZM73 206V207H74ZM117 206V205H116ZM150 206H153V205H150ZM193 206V205H192ZM11 207V206H10ZM52 207V206H51ZM58 207V206H57ZM65 207V206H64ZM72 207V208H73ZM111 207V206H110ZM113 207V206H112ZM111 207V208H112ZM146 207V206H145ZM155 207V206H154ZM191 207V206H190ZM262 207V206H261ZM6 208V207H5ZM8 208V207H7ZM12 208H13V206H12ZM62 208V207H61ZM68 208V207H67ZM66 208V209H67ZM87 208V207H86ZM89 208H91V207H89ZM110 208V209H111ZM147 208V207H146ZM221 208V207H220ZM245 208V207H244ZM257 208H258V206H257ZM263 208V207H262ZM261 208V209H262ZM81 209V208H80ZM88 209V208H87ZM87 209H85V208H82L81 210L83 211V213H85V214H87L88 213V210ZM138 209V210H137ZM154 209H156V208H154ZM194 209V208H193ZM30 210V209H29ZM35 210V209H34ZM151 210H152V208H151ZM192 210V209H191ZM234 210V209H233ZM232 210V211H233ZM5 211V210H4ZM7 211V210H6ZM5 211V212H6ZM14 211V210H13ZM39 211V210H38ZM42 211V210H41ZM54 211V210H53ZM63 211V210H62ZM66 211V210H65ZM91 211V210H90ZM93 211H94V209H93ZM92 211V212H93ZM215 211V210H214ZM242 211H243V209H242ZM31 212V211H30ZM67 212V211H66ZM69 212V211H68ZM77 212V211H76ZM113 212H115V211H113ZM117 212V211H116ZM217 212V211H216ZM216 212H214V213H216ZM237 212V211H236ZM262 212V214L264 215V212L263 211H261ZM44 213V212H43ZM51 213V212H50ZM62 213V215H63V212H61ZM65 213V212H64ZM71 213V212H70ZM70 213H68L69 215H71ZM120 213V212H119ZM122 213V212H121ZM158 213V212H157ZM173 213V212H172ZM235 213V212H234ZM242 213V212H241ZM244 213V212H243ZM242 213V214H243ZM34 214V213H33ZM54 214V213H53ZM116 214H118V213H116ZM217 214V213H216ZM236 214V213H235ZM238 214V213H237ZM236 214V215H237ZM41 215V214H40ZM40 215H38V218L37 219H39V220H41V217H40ZM61 215V216H62ZM92 215H93V213H92ZM112 215H113V213H112ZM146 215V214H145ZM47 216V215H46ZM64 216V215H63ZM85 216V215H84ZM118 216H120V215H118ZM121 216H123V213H122V215ZM144 216V215H143ZM241 216H243V215H241ZM55 217V216H54ZM57 217V216H56ZM65 217V216H64ZM82 217H83V215H82ZM217 217V216H216ZM215 217V218H216ZM18 218V217H17ZM16 218V219H17ZM31 218V217H30ZM36 218V217H35ZM34 218V219H35ZM88 217H86V219H87ZM124 218V217H123ZM143 218V217H142ZM21 219V218H20ZM27 219H29V218H27ZM32 219V218H31ZM55 219V218H54ZM67 219H68V217H67ZM95 219V218H94ZM111 219V218H110ZM119 219H122V217H119ZM129 219V218H128ZM239 219H241V218H239ZM242 219H244V218H242ZM83 220H84V218H83ZM87 220H90V219H87ZM86 220V221H87ZM107 220V219H106ZM244 220H246V219H244ZM257 220V219H256ZM17 221V220H16ZM36 221V220H35ZM95 221V220H94ZM242 221V220H241ZM240 221V222H241ZM34 222V221H33ZM54 222V221H53ZM68 222V221H67ZM85 222V221H84ZM88 222V221H87ZM114 222V221H113ZM117 222V224L121 227V236H122V234H126V235H132V240H131V244L134 246V248H137L138 246H140L139 244L140 243H142L141 241H140V243L138 242V240H137V238L135 237V233H134V228H132V226H131V222L130 223H128L125 219L123 220H120V221H116ZM237 222H239L238 220H237ZM236 222V223H237ZM239 222V223H240ZM245 222V221H244ZM243 222V223H244ZM19 222L17 221V224H18ZM36 223H38V222H36ZM36 223H34V226H35V224ZM78 223V222H77ZM76 223V224H77ZM86 223V222H85ZM90 223V222H89ZM92 223V222H91ZM216 223V222H215ZM264 223V222H263ZM262 223V224H263ZM32 224V223H31ZM69 224V223H68ZM67 224V225H68ZM79 224V223H78ZM137 224H138V222H137ZM137 224H136V228H137ZM150 224V223H149ZM192 224V225H191ZM21 225V224H20ZM26 225V224H25ZM25 225H23V226H25ZM53 225V224H52ZM80 225H81V223H80ZM139 225V224H138ZM244 225V224H243ZM39 224H38V228H39ZM59 226V225H58ZM77 226V225H76ZM76 226H75V228H76ZM83 226V225H82ZM86 226H88V225H86ZM114 226H115V224H114ZM130 226H131V228H130ZM162 226V225H161ZM256 226V225H255ZM74 227V226H73ZM90 227V226H89ZM88 227V228H89ZM117 227V226H116ZM142 227V226H141ZM141 227H140V229H141ZM216 227V226H215ZM244 227V226H243ZM246 227V226H245ZM264 227V226H263ZM31 228H32V226H31ZM37 228V227H36ZM42 228V227H41ZM43 228H46V227H43ZM51 228V227H50ZM52 228H54L53 226H52ZM51 228V229H52ZM78 228V227H77ZM76 228V229H77ZM83 228V227H82ZM92 228H93V226H92ZM149 228V227H148ZM238 228H240L241 229V226H239ZM258 228V227H257ZM257 228H255V229H257ZM33 229V228H32ZM31 229V230H32ZM144 229V228H143ZM161 229V228H160ZM217 229V228H216ZM221 229V228H220ZM223 229V228H222ZM221 229V230H222ZM37 231L39 230V229H36ZM41 230V229H40ZM62 230V229H61ZM69 230V229H68ZM71 230L72 229H70V232H71ZM81 230V229H80ZM79 230V231H80ZM90 230V229H89ZM93 230V229H92ZM137 230H139L138 228H137ZM235 230V229H234ZM262 230V229H261ZM33 231V230H32ZM54 231V230H53ZM64 230H62V232H63ZM78 231V232H79ZM82 231V230H81ZM140 231V230H139ZM161 231V230H160ZM165 231V230H164ZM237 231H238V229H237ZM242 231V230H241ZM240 230H239V232H241ZM243 231H244V229H243ZM48 232H49V230H48ZM61 232V233H62ZM77 232V233H78ZM83 232V231H82ZM89 232H91V230L89 231ZM141 232V231H140ZM143 232V231H142ZM145 232V231H144ZM143 232V233H144ZM158 232V231H157ZM168 232V231H167ZM215 232V231H214ZM223 232V231H222ZM233 232V231H232ZM247 232V231H246ZM38 233V232H37ZM42 233V232H41ZM43 233H46V232H43ZM64 233H65V231H64ZM73 233V232H72ZM76 233V232H75ZM81 233V232H80ZM80 233H78V234H80ZM92 233V232H91ZM244 233V232H243ZM5 234V233H4ZM39 234V233H38ZM140 234V233H139ZM226 234V233H225ZM238 234V233H237ZM248 234V233H247ZM257 234H258V230H257ZM22 235V234H21ZM44 235V234H43ZM54 235V234H53ZM76 235V234H75ZM80 235H82V234H80ZM95 235H97L96 233H95ZM160 235V234H159ZM162 235H163V233H162ZM255 235V234H254ZM39 236V235H38ZM67 236H68V234H67ZM79 236V235H78ZM84 236V235H83ZM82 236V237H83ZM100 236H102V235H100ZM143 236V235H142ZM224 236V235H223ZM240 237H241V235H239ZM238 236V237H239ZM248 236V235H247ZM256 236V235H255ZM42 237V236H41ZM40 237V238H41ZM44 237H45V235H44ZM125 237V236H124ZM234 237V236H233ZM236 237V236H235ZM249 237V236H248ZM12 238V237H11ZM68 238H69V236H68ZM78 238H81V237H78ZM92 238V237H91ZM97 238H98V235H97ZM141 238V237H140ZM222 238H224V237H222ZM243 238H244V236H243ZM242 238V239H243ZM256 238V237H255ZM4 239V238H3ZM7 239V238H6ZM84 239V238H83ZM94 239H95V237H94ZM102 239H103V237H100L99 238V240H101V242H100V244H101V246L103 247V248H105V249H99V252H102V253H104V258H106V260L104 259V264H114V263H116V262H114V261H112L113 260V258H114V255H113V251H111V246L110 245H108V242L106 241H104V243H102ZM128 239V238H127ZM164 239V238H163ZM171 239V238H170ZM247 239V238H246ZM263 239V238H262ZM1 240V239H0ZM61 240L63 241V239H62V237H61ZM93 240V239H92ZM129 240V239H128ZM140 240V239H139ZM168 240V239H167ZM225 240V239H224ZM248 240V239H247ZM10 241V240H9ZM57 241H58V239H57ZM165 241V240H164ZM238 241V240H237ZM259 241V240H258ZM12 242H13V240H12ZM43 242V241H42ZM46 242V241H45ZM81 242H83L82 240H81ZM81 242H80V244H81ZM168 242H169V240H168ZM176 242H178L177 240H176ZM180 242V241H179ZM240 242V241H239ZM243 242V241H242ZM245 242V241H244ZM261 242V241H260ZM2 243V242H1ZM35 243H36V241H35ZM38 243H40V242H38ZM47 243V242H46ZM64 243V242H63ZM62 243V244H63ZM173 243V242H172ZM5 244H8L7 242L5 243ZM4 244V245H5ZM49 244V243H48ZM98 244V243H97ZM176 244V243H175ZM29 245H30V243H29ZM33 245V244H32ZM40 244H38V245H36L37 246V248H38V246H39ZM46 245V244H45ZM65 245V244H64ZM88 245H90L89 243H88ZM96 245V244H95ZM123 245V244H122ZM180 245H182V244H180ZM179 245V246H180ZM233 245V244H232ZM238 245V244H237ZM245 245H247V244H245ZM264 245V244H263ZM8 246V245H7ZM50 246V245H49ZM58 246H59V244H58ZM67 246V245H66ZM84 246V245H83ZM261 246V245H260ZM259 246V247H260ZM2 247V245L0 246V248ZM41 247V246H40ZM39 247V248H40ZM45 247V246H44ZM64 247V246H63ZM96 247V246H95ZM125 247V246H124ZM164 248H163V250H164V257H165V259H167L168 260V262L170 263V264H172V263H174V264H176V261H177V264H178V262H181L180 264H183L182 262H183V257H181L182 255L180 254V253H182V252H180L179 254H177V252H175V249H173V247L171 246V245H169V246H163ZM241 247V246H240ZM244 247H246L247 248V246H244ZM4 248H5V246H4ZM3 248V249H4ZM19 248V247H18ZM30 248V247H29ZM42 248V247H41ZM46 248V247H45ZM50 248H51V246H50ZM49 248V249H50ZM82 248V247H81ZM109 248H110V250H109ZM139 248V247H138ZM137 248V249H138ZM140 248H141V246H140ZM253 248V247H252ZM254 248H256V247H254ZM262 248V247H261ZM8 249V248H7ZM7 249H5V250H7ZM13 249V248H12ZM34 249V248H33ZM44 249V248H43ZM42 249V250H43ZM178 249L180 250V248L178 247ZM235 249V248H234ZM238 249V248H237ZM236 249V250H237ZM19 250V249H18ZM21 250V249H20ZM41 250V249H40ZM44 250H46V249H44ZM52 250V249H51ZM57 250V249H56ZM65 250V249H64ZM67 250V249H66ZM79 250V249H78ZM97 250V249H96ZM124 250V249H123ZM126 250V249H125ZM136 250V249H135ZM262 250H264V249H262ZM2 251V250H1ZM8 251V250H7ZM46 251H48V250H46ZM60 251V250H59ZM61 251H63V250H61ZM129 251V250H128ZM141 251V253L139 252V255L136 253V251H135V253L134 254H136V257H140L139 259L141 260V262H142V264L144 263V264H149V259H151L150 257L148 258L147 257V253L146 252H144V250L142 251V250H140ZM166 251V252H165ZM244 251V250H243ZM254 251V250H253ZM257 251V250H256ZM3 252V251H2ZM112 252V253H111ZM132 252V251H131ZM246 252H248L247 250H246ZM263 252V251H262ZM13 253H15V252H13ZM23 253V252H22ZM31 253H32V251H31ZM40 253V252H39ZM43 253V252H42ZM96 253V252H95ZM129 253V252H128ZM236 253V252H235ZM250 253V252H249ZM6 254V253H5ZM49 254V253H48ZM50 254H52V253H50ZM62 254V253H61ZM93 254H94V252H93ZM99 254V253H98ZM242 254V253H241ZM245 254V253H244ZM263 254H264V252H263ZM8 255H9V253H8ZM7 255V256H8ZM12 255V254H11ZM31 255V254H30ZM30 255H28V256H30ZM33 255V254H32ZM34 255H35V253H34ZM45 255V254H44ZM53 255V254H52ZM52 255H51V258H52ZM56 255V254H55ZM65 256H66V254H64ZM132 255V254H131ZM130 255V256H131ZM176 255H180V260L178 261L177 259H178V256L176 257ZM235 255H237V254H235ZM18 256V255H17ZM20 256H22V255H20ZM26 256V255H25ZM45 256H47V257H49L48 255H45ZM44 256V257H45ZM57 256V255H56ZM63 256V255H62ZM95 257H96V255H94ZM98 256V255H97ZM122 256V255H121ZM14 257V254L12 255V258ZM33 257V256H32ZM68 257V256H67ZM67 257H65V258H67ZM77 257H79V256H77ZM18 258V257H17ZM54 258V257H53ZM64 258V257H63ZM81 258V257H80ZM87 258V257H86ZM89 258V257H88ZM97 258V257H96ZM112 258V259H111ZM120 258V257H119ZM241 258V257H240ZM240 258H239V261H241L240 260ZM248 258V257H247ZM10 259H11V257H10ZM30 259V258H29ZM34 259H36V257L34 258ZM39 259V258H38ZM98 259V258H97ZM121 259V258H120ZM131 259V258H130ZM133 259V258H132ZM131 259V260H132ZM243 259V258H242ZM264 259V258H263ZM52 260H54V259H51V261ZM62 260V259H61ZM61 260H60V262H61ZM77 260L79 261V259L77 258ZM82 260V259H81ZM98 260H100V259H98ZM97 260V261H98ZM119 260V259H118ZM131 260H130V262H131ZM185 260H187V259H185ZM227 260V259H226ZM24 261V260H23ZM49 261V260H48ZM58 261V260H57ZM57 261H55V262H57ZM68 261V260H67ZM66 261V259H65V262H67ZM152 261V260H151ZM219 261L221 262V260L219 259ZM244 261V260H243ZM242 261V262H243ZM253 261V260H252ZM259 261H261V260H259ZM29 262V261H28ZM34 262V261H33ZM39 263H40V261H38ZM84 262H85V260H84ZM83 262V263H84ZM127 262V261H126ZM190 262V261H189ZM256 262V261H255ZM255 262H254V264H255ZM32 263V262H31ZM30 263V264H31ZM53 263V262H52ZM82 263V262H81ZM92 264H97V263H93V262H91ZM237 263H238V261H237ZM57 264V263H56ZM67 264H68V262H67ZM88 264H89V261H88ZM99 264V263H98ZM100 264H102V263H100ZM132 264V263H131ZM135 264V263H134ZM191 264H193V263H191ZM215 264H217V263H215ZM220 264V263H219ZM225 264H226V262H225ZM252 264V263H251Z\"/></svg>",
	"mask_w": 264,
	"mask_h": 264
}]
</instances>
